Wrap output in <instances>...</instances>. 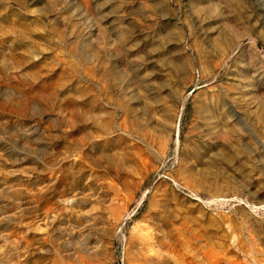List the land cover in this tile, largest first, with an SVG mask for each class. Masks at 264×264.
Returning <instances> with one entry per match:
<instances>
[{"label":"rangeland","instance_id":"374dc122","mask_svg":"<svg viewBox=\"0 0 264 264\" xmlns=\"http://www.w3.org/2000/svg\"><path fill=\"white\" fill-rule=\"evenodd\" d=\"M0 264H264V0H0Z\"/></svg>","mask_w":264,"mask_h":264}]
</instances>
